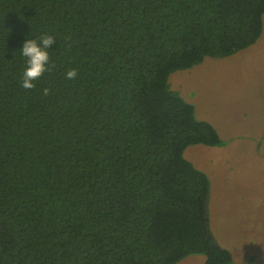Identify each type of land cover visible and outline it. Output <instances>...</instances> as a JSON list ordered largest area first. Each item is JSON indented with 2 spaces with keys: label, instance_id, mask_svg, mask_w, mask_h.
I'll return each instance as SVG.
<instances>
[{
  "label": "trees",
  "instance_id": "trees-1",
  "mask_svg": "<svg viewBox=\"0 0 264 264\" xmlns=\"http://www.w3.org/2000/svg\"><path fill=\"white\" fill-rule=\"evenodd\" d=\"M263 16L264 0H0V264H232L183 155L222 140L168 76L253 45ZM44 35L50 70L24 89L16 50Z\"/></svg>",
  "mask_w": 264,
  "mask_h": 264
},
{
  "label": "rangeland",
  "instance_id": "rangeland-1",
  "mask_svg": "<svg viewBox=\"0 0 264 264\" xmlns=\"http://www.w3.org/2000/svg\"><path fill=\"white\" fill-rule=\"evenodd\" d=\"M168 84L222 140L190 145L183 153L209 178L214 240L231 253L232 264H264V16L253 45L174 71ZM203 262V255H190L176 264Z\"/></svg>",
  "mask_w": 264,
  "mask_h": 264
},
{
  "label": "clouds",
  "instance_id": "clouds-1",
  "mask_svg": "<svg viewBox=\"0 0 264 264\" xmlns=\"http://www.w3.org/2000/svg\"><path fill=\"white\" fill-rule=\"evenodd\" d=\"M54 41V38L49 35H44L39 40L26 38L21 47L16 50L24 59L23 74L20 80L22 88L32 89L34 82L50 70L49 46ZM76 75L75 69L65 73L66 79H74ZM44 93L47 94V89H44Z\"/></svg>",
  "mask_w": 264,
  "mask_h": 264
}]
</instances>
